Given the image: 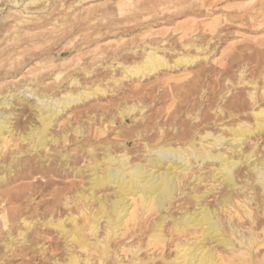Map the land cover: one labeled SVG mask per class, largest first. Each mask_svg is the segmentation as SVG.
Returning <instances> with one entry per match:
<instances>
[{"label": "rangeland", "instance_id": "rangeland-1", "mask_svg": "<svg viewBox=\"0 0 264 264\" xmlns=\"http://www.w3.org/2000/svg\"><path fill=\"white\" fill-rule=\"evenodd\" d=\"M76 1L78 0H53L54 4H52L51 0H48L47 3L50 4L46 5L49 6V10L46 9V11L42 12H50L47 16L49 19L61 22L64 14V17L68 18L66 22H62L64 30L58 33L62 34L59 35L61 40L57 42L56 45H51L52 43H44L41 44L42 47L38 46V49L29 51V54L37 56L38 54H43L45 50H51L50 55L51 57L53 56L52 59L55 62L52 71L59 70L62 71V74L55 83L52 84L51 80H47L46 83L51 87L53 86L58 92L67 89L74 92L79 88H81V90L87 89L93 84H98L102 87L106 86V79L110 77V71L107 70L106 63L104 64V59L107 58V55H103V58L101 57L102 59L100 58V60L103 61L101 65L92 68V73L94 75L92 74L90 77H85L81 71H78V69L80 66L84 65V63H86L88 67H92L94 63L90 61L92 55L88 54L86 56H81L78 64L73 66V61H75V56L77 55L75 50L80 49L83 53L92 51L94 46L92 43L87 44L86 42L91 35L98 31L102 34L99 38L101 41L99 43L100 48L107 50V53H111L113 48H116V51H118L126 48L129 43L135 46L142 45L143 42L138 37L146 29L144 26H141V23L150 24L151 32L167 30V33L164 36H156L154 38L165 39L169 44L179 42L178 32L171 33V29L175 25L189 23L192 26L193 32L191 36L182 39L181 42L193 40L197 41V43L200 41L206 43L211 37H214V49L208 51V53L204 52L209 59L207 64L198 62L191 67H187L185 71L183 68L172 69L171 72L162 71L155 76L142 79L140 84H137L138 82H128L123 79H117L121 83V89H116L115 95L112 96L108 92L103 97L98 96L97 98H91L89 101L84 102L83 105L73 108L70 111V114L67 113L60 118L55 125V128H53V135H60L65 130H68L66 149H62L63 147L60 148L62 145H58L59 147L57 148L48 145L46 149L50 148L51 152L60 150V154L61 152H66V161L65 157L61 158L52 156L54 161H59L61 163L62 167H65L64 165L68 164L67 166L70 169H66L65 172H61L54 164V166H49L48 161L45 160L46 158L40 160L39 158H35L34 160H31V153L27 155L22 154L20 155L21 158H19V160L9 162L10 154L13 151L15 152V149L11 146L0 155V177L5 176L6 180L5 186L0 187V264H62L63 260H65L69 253L78 256L80 260L87 254L89 258L88 264H132V262L135 261V258L138 260L136 262L142 264H166L177 256L178 250L186 249L189 244H197L199 242H205V249H210V251L215 252V258L216 260H219V263L222 262L221 264H264V196L259 193L257 183L254 181L255 179L251 174L249 167L244 163L238 166L235 172V176L238 177H235L236 183L240 186L236 187V190L228 189L221 179H214L209 175L217 168L215 165L204 166L203 169H200L199 171L193 169V171L185 176L179 175L180 170L175 171L174 173L179 176L177 178V182L179 183L176 188L177 191L174 194V199L170 206L164 211V213H162L166 217V223L163 225V234L166 237V242L157 246L154 244L148 245L147 241L154 224L162 216L161 212L158 211L157 214L150 213L144 215L137 221L127 224V227H124L125 223H123L121 226L124 228L119 229L118 231H115L116 225L112 228H108L104 215L100 213L102 216L101 218H99V214L97 215L100 211L97 201L92 199L84 204L77 202V198L73 197L74 193L86 189L88 173H84L79 177H74L71 172V169L75 170L85 166L87 159L83 156L81 151L84 148L93 147L95 149L96 158H100L103 153L101 150L102 145H115L116 143H121L123 141L129 143V145L126 146L127 149L141 152L142 149L140 145L143 141H140L134 135L144 133L152 128L155 129V122H158V125H163L166 129V134L168 137H171L173 127L179 132V130L182 129L181 125H184L185 123L187 124L188 119L198 116L199 118L195 120V122L204 121L206 116L213 115V111L211 110L220 107L221 111L224 113L218 117L220 120L218 124L227 125L226 114L230 111L227 110V106H229L230 102L234 101L235 98L244 99L248 88L237 84V69L235 68L234 70L229 69L226 74L227 76L222 74L223 71L218 74L214 72L209 73L207 71L213 69L217 72L230 67L228 64L233 55V51L230 49L232 45L240 46L244 43L249 44V41H251L250 39L253 36L257 39L264 40V33L261 35L256 34V36L249 33L245 26H238L239 30H236V27L233 25L235 18L247 19V14L254 12L253 8L257 9L260 4H264V0H188L191 3L187 0H182L181 2L185 3V5L182 4L184 6H180L181 8L179 7L178 9L182 10L183 7L186 9H183L182 11L177 10V13L176 11H164V13L158 16V18L157 16H149L146 19H133L131 17V12L121 15L124 11L119 5H121L123 0H79L81 5L80 9L76 8L75 17H69L70 15H67V12H64V10H62V12L58 10L57 6L59 4L63 5L62 7L65 8ZM176 2L177 1L174 3ZM202 4H205L204 6L206 7V10L203 7H198ZM1 7L0 45L2 43L1 40L5 37V33L8 30L11 31L10 33L13 32L11 28L16 21L15 17L8 15V5H6V7L5 5H1ZM249 8L252 9L249 10ZM32 9L31 11L38 10V8ZM87 11H89L88 14ZM182 12L184 13L182 14ZM37 13L40 15L42 14L40 12ZM71 18L72 20H70ZM153 19L155 22H152L154 21ZM214 19H217L220 24H216L215 33L209 34L205 30V24L210 23V20ZM23 26L24 25L21 26L20 31ZM135 28L137 29L134 30ZM125 29L130 31L123 32L122 30ZM121 37L124 42L122 45H118L120 49H117L119 47L116 46V44L120 41ZM58 38H56V40ZM243 38L246 40L241 41ZM144 40H147V37L144 38ZM111 44L114 46L112 49L110 47L112 46ZM123 44L127 45L124 46ZM3 47L1 46L2 49ZM244 53L251 55L254 53V50H246ZM188 54L195 55V52L190 50ZM64 55L69 56L66 62L61 61ZM135 57H137L136 60H139L141 55L138 54ZM35 59L36 57H32L27 61L26 64L28 67L23 70V73H25L28 68L34 67L33 65L36 63ZM167 59L168 61H171L172 57L167 56ZM243 62L240 63V66L247 63L246 61ZM211 64H213V66ZM69 65L70 68L66 69V66ZM253 65L255 66V64L247 65L244 69L245 73L242 76L247 82H251L253 78H256L257 76V74L252 73L255 71ZM38 66L35 65V67ZM261 68L262 69L259 71H263L264 73V64ZM3 71L4 70L0 67V74L3 73ZM186 73L188 74L187 78L189 79H192L196 74L204 73V76L206 77L199 78V82H203L202 89L200 88L201 83L197 82L191 87H188V91H186L185 88L182 90V85L186 83V79L183 80L182 78H179V76ZM205 73L207 74L205 75ZM45 74H49V72L42 71L38 74L40 80L43 79L41 78V75L43 76ZM68 75H72L78 79L79 87H69V83L66 81ZM114 75L119 77L120 72L116 71ZM19 77L16 78L17 80L7 79L2 83L0 82V94L2 95L7 87L17 85L19 79H22ZM226 77L229 79V83L225 82ZM168 78H173V80L171 79L170 82ZM175 79L178 80L176 81ZM107 86H109L110 89L112 88V85L109 82L107 83ZM262 86H264V84L260 87ZM167 88L170 89V91L171 89L173 90V88H179L177 94L178 97L174 102L168 98V94H165ZM145 89L147 92L144 91ZM148 89H152V92ZM138 91H140V95ZM148 92L149 94L152 93L151 96L149 94H147L149 96L146 95ZM166 92L168 93L169 90ZM209 98L210 102L213 100L214 105L208 106L209 104L207 101ZM197 99H201L203 103L198 106V110H196L197 112L192 114L190 106L194 105V101L196 102ZM132 102L139 103L137 104L138 108L142 106L144 107L140 114H137L136 112V114H133L143 117V119L141 118L142 120L139 119V116H136L137 121H133V123L132 120L129 119L130 122L127 121L126 125L121 123L119 118H116L115 124H106V120L113 116L112 114L116 112L119 106ZM17 103L18 102H14L13 104V112L17 116H20V106H17L19 105ZM247 113L248 111L245 112V115ZM169 114H172L173 120L175 119V121H172V124L175 123V126H169V124L165 123L170 116ZM189 114L191 115L190 118L187 117ZM88 119L89 122L87 121ZM14 122L18 123V120ZM68 124L71 126H68ZM76 124H81L85 128V133L87 132L78 140L74 139V134L71 132V127ZM217 129L219 128L212 126L210 131L216 133L218 131ZM97 130L103 132V134L101 133V135H99L97 133L94 135V132H97ZM151 133L152 131L148 132L147 136H151ZM155 134H157L155 135V138L158 139L160 134ZM224 135L228 134L224 133ZM148 144L150 146L152 142L150 141ZM252 148L254 149L255 155L250 159V162L254 161V163L260 164L264 160V135L256 136L253 139L247 140L246 144L241 147V151L247 153ZM75 151L78 153H75ZM111 151L113 150L111 149ZM51 152H49L48 155H54ZM41 161L42 165L38 166ZM8 166L12 169L13 173L8 170ZM200 175L204 176V179L201 182L192 180V177ZM244 177H247L248 182H241L240 179ZM252 188L253 190H251ZM208 190L211 192L204 198L202 205L209 209H216L219 220L227 222L231 228L237 233H240L244 238L253 236L254 238L256 237L257 242L262 241L261 244H258L253 248L251 253L241 254L240 257L239 252L231 254L218 242L214 240H205L203 236V230L205 227L199 230L191 229L180 234H177L172 230L171 218H178L182 212L188 213L198 209V206L194 205L190 196H193L194 194H203ZM89 193L90 191H86L85 195H88ZM111 194V191H101L96 197H105ZM252 194L254 195L253 197ZM225 197H229V204L224 202L219 204ZM252 198L253 200H250ZM65 199H68L67 207L63 204ZM79 210H82L84 216L88 218H92L93 216L99 218L96 237L89 236V231L85 230L82 239L86 242L95 244L96 238L103 239L105 238L106 233H108L107 239H105L107 240V243H105L103 247L99 246V248H90L87 246L86 249L88 252H86V250L78 248L80 245L79 243H69L58 231L53 230L49 226V223L56 224L58 220H64L70 215L76 216L78 224L81 225L83 220L79 217ZM131 210L132 207L129 208V211ZM126 219L127 217L124 220ZM8 232H10V237L8 236ZM20 233L23 234L22 237H18V234ZM6 245L9 246L10 249H5L4 246ZM78 264L83 263L79 262Z\"/></svg>", "mask_w": 264, "mask_h": 264}, {"label": "bare ground", "instance_id": "bare-ground-1", "mask_svg": "<svg viewBox=\"0 0 264 264\" xmlns=\"http://www.w3.org/2000/svg\"><path fill=\"white\" fill-rule=\"evenodd\" d=\"M175 1L177 2L174 3ZM181 1L182 0H123L119 6H121L124 11L121 15L131 12V17L133 19H146L149 16H157L158 18V16L162 15L164 11H176L177 13V10H181L178 8L185 5V3H182ZM47 2L48 0H0V11L2 10L1 5H5V7L8 5V15L16 18V21L11 28L13 32L10 33L11 31L8 30L5 33L3 40H1L0 67L4 71L0 74V82L2 83L7 79H16L19 76L22 78L21 80L19 79L17 85H14L13 83V87H7L3 94H0V155L8 150L10 146L13 147L15 152L13 151L10 154L9 162L19 160V158H21L20 155L22 154L27 155L31 153V160H34L35 158H39V160L46 158L45 160L48 161L49 166L54 164L61 172H65L66 169H70L67 166L68 164H65V167H62L61 163L59 161H54L52 156L61 158L65 157L66 161V152H61L60 154V150L51 152L50 148L46 149L48 145L53 146L54 148L59 147L58 145H62L60 148L63 147L62 149H66L68 130H65L60 135H53V128H55V125L60 118L67 113L70 114V111L73 108L83 105L84 102L89 101L91 98H97L98 96L103 97L108 92L112 96L115 95V90L121 89V83L117 79H123L128 82H138L137 84H140L142 79L155 76L162 71L171 72L172 69L177 68H183L185 71L187 67H191L198 62L207 64L209 59L204 52L208 53V51L214 49V37H211L208 41L206 40V43L203 41L197 43V41L193 40L181 42L182 39L191 36L193 32L192 26L189 23L175 25L171 29V33L178 32L179 34V42L175 44H169L165 39L154 38L156 36H164L167 33V30L151 32L150 24L141 23V26H144L146 29L138 37L143 44L135 46L129 43L126 48L120 49L118 45H122L124 42L122 41V36L120 41L116 44V46L119 47L117 49L120 50L116 51V48H113L114 46L111 44L112 46L110 47L111 49L113 48L111 53H107V50L100 48L99 43L101 41L99 38L102 34L98 31L91 35L86 42L87 44L92 43L94 46L92 51L83 53L80 49L75 50L77 55L75 56V61H73V66L78 64L81 56H86L88 54L92 55L90 61L95 64L93 63L92 67H88L87 64L84 63V65L80 66L78 69V71H81L85 77H90L93 74L92 68L101 65L103 61H101L100 58H103V55H107V58L104 59V64L106 63V68L110 71V77L106 79V86L102 87L98 84H93L87 89L81 90V88H79L74 92L70 89L58 92L53 86L51 87L46 83L47 80H51L52 84L55 83L62 74V71L59 70L52 71L55 62L52 59L53 56L51 57L50 55L51 50H45L44 53L42 52L43 54H38L37 56L29 54V51L38 49L37 47L41 46V44L52 43L51 45H56V43L61 40L59 35L62 34L58 33L64 30L62 22H66L68 18L64 17V14L61 22L49 19L47 16L50 12H42L46 11V9L49 10L48 5L50 3ZM51 3L54 4L53 0H51ZM80 5V1L78 0L65 8L62 7L63 5L61 4L57 7L60 12L64 10V12H67V15H70L69 17H75L76 8L80 9ZM204 5L205 4H202L198 7H203L206 10ZM32 8H38V10L31 11ZM183 9L186 8L183 7L182 10ZM251 9L252 8H249V10ZM253 9L254 12L251 11L252 13L247 14L246 12L247 19L235 18L233 25L236 27V30H239L238 26H245L249 33L261 35L264 33V4H260L257 9ZM37 12L42 14L40 15ZM88 12L89 11H87V14ZM183 13L184 12H182V14ZM72 18L70 20H72ZM155 20L152 22H155ZM217 23H219L217 19L210 20V23L205 24V30L209 34L215 33L214 31H216L215 26ZM22 25L24 26L20 31ZM136 29L137 28L134 30ZM122 31L129 32L130 30L128 31L125 29ZM146 37L147 40H144ZM56 38L58 39L56 40ZM244 40L246 39L243 38L241 41ZM250 40L249 44L244 43L240 46L232 45L230 47L233 51V55L230 58L228 64L230 67L228 69H223L217 72L213 69L207 71L216 74L223 71L222 74L226 75L229 69L234 70L235 68L237 69V84L248 88V91L244 96L245 98L243 97L244 99L235 98L234 101L230 102L229 106H227V110H230L226 114L227 125L218 124L220 121L218 117L224 112L221 111L220 107H216V109L211 110L213 111V115L206 116V119L201 122H195L199 117L194 116L190 118L191 115L189 114L187 116L190 118L188 119V123H185L184 125L180 124L182 129L179 130V132H177L174 127H171V137H168L163 125H158V122H155V129L152 128L144 133L134 135L137 139L143 141L140 145L142 149L141 152L127 149L126 146L129 145V143L123 141L121 143H116L115 145L111 144L112 146L102 145L101 150L103 153L100 158H96L95 149L93 147L82 149V154L87 159L85 166L75 170L71 169L74 177H79L84 173H88L86 189L82 191L80 190L81 192L77 191L78 193H74L73 195L74 198H77V202L85 204L92 199L97 201L100 210L97 215L99 214V218L102 217L100 213L104 215L108 228H112L116 225L115 231H118L125 226L127 227V224L137 221L144 215L150 213L157 214L158 211L161 212L162 216L154 224L147 241L148 245L154 244L157 246L166 242V237L163 234V225L166 223V217L162 213H164V211L170 206L174 199V194L177 191L176 188L179 184L177 178L179 176L174 173L177 170H180L179 175L185 176L193 171V169L199 171L200 169H203L204 166L215 165L217 168L209 175L214 179H221L228 189L236 190V187L240 186L236 183V178L238 177L235 176V172L238 166L244 163L249 167L250 172L255 179L254 181L257 183L259 193L264 196V160L260 164H256L254 161L250 162V159L255 155L253 149L254 146L247 153L241 151V147L246 144L247 140L253 139L256 136L264 135V86L260 87L264 84V73L263 71H259L264 64V40L257 39L254 36L251 37ZM1 46H4L3 49ZM190 50L194 51L195 55H189L188 53ZM246 50H254V53L251 55L245 54L244 52ZM196 52H200L201 54ZM138 54L141 55V58L136 60L137 57L135 56ZM65 55L63 59H61L62 62H66L69 57ZM167 56H171L172 60L168 61ZM32 57H36L35 65L39 66L35 67V65H33L35 68H28V70L23 73V70L28 67L26 64L27 61ZM242 60L247 63L240 66V63L243 62ZM250 64H255V66L253 65L255 71L252 73L257 74V76L256 78H253L251 82H247L243 79L242 75L245 73V67ZM211 65L213 66V64ZM68 68H70V65L66 66V69ZM42 71H48L49 74L41 75V78L43 79L40 80L38 74ZM116 71L120 72L119 77L114 75ZM206 74L207 73H205V75ZM187 76V73L179 76V78H182L183 80L186 79V83L182 85V90L185 88L186 91H188V87L199 82V78L206 77L204 76V73L196 74L192 79L187 78ZM171 79L173 80V78H168L170 82ZM66 81L71 88L75 86L79 87L78 79L72 75H68ZM108 82L112 85L111 89L107 86ZM225 82H230L227 77ZM202 84L203 82L200 85L201 89L203 87ZM146 89L144 91H146ZM178 89L173 88V90L171 89L170 91V89L167 88L170 93H167L166 90L165 94H168V98L174 102L178 97ZM140 91H138L139 95L141 94ZM150 92H152V89ZM147 94H149V92L146 93V95ZM151 94L152 93L149 95L151 96ZM14 102H18L17 104L19 105L17 106L21 107H19L21 112L20 116H17L13 112ZM207 102L209 104L208 106L214 105L213 100L210 102V98ZM202 103L201 99H197L196 102L194 101V105L190 106L192 114L197 112L196 110H198V106ZM137 104L139 103L132 102L125 103L119 107L117 106L118 109L112 114L113 116L106 120V124H115L116 118H119L120 122L123 124H126L129 119L132 120V122L137 121L136 116L139 115L133 114L135 112L140 114L144 108L143 106L138 108ZM246 111H248V113L245 115ZM170 116L168 118L166 117L167 120L165 123L169 124V126H175V123L172 124V121H175V119L173 120L172 114ZM141 118L143 119V117L139 116L140 120H142ZM17 120L18 123H15L14 121ZM87 121L89 122V119ZM68 126L71 125L68 124ZM212 126L219 128L216 133L210 131ZM151 131V136L148 137L147 133ZM71 132L74 134V139L77 140L87 133H85V128L81 124L72 126ZM97 133L99 135H101V133L103 134V132L97 130V132H94V135ZM155 133L160 134L158 139L155 138V135H157ZM224 133H227L228 135H224ZM150 141L152 144L149 146L148 143ZM111 149L113 151H111ZM49 152L54 155H48ZM75 153L78 152L75 151ZM41 165L42 161L38 166ZM8 170L12 172V169L9 166ZM203 179L204 176L201 175L192 177L193 181L198 182H201ZM240 180L242 183L248 182L247 177ZM5 181V176L0 177V187L5 186ZM251 190H253V188ZM86 191H90V193L85 195ZM101 191H111L112 194L105 197H96ZM210 192L211 191L208 190L203 194H194L193 196H190V199L194 202V205L198 206V209L188 213L182 212L178 218H171L172 230L175 233L180 234L191 229L199 230L205 227L203 230L205 240H214L218 242L231 254L239 252L240 257L241 254L251 253L253 248L256 245L261 244L262 241L257 242L256 237L254 238L253 236L244 238L240 233H237L231 228L227 222L219 220L216 209H209L202 205V201ZM253 196L254 195L252 194V197ZM67 200L68 199H65V201H63V204L66 207ZM250 200H253V198ZM221 202L229 204V197H225L219 204H221ZM131 207L132 210L129 211V208ZM78 214L83 220L81 225L78 224L76 216L70 215L64 220H58L56 224L49 223V226L53 230L58 231L69 243H79L80 245L78 248L86 250V252H88L86 249L87 246L90 248H99V246L103 247V245L107 243V240L105 239H107L108 233H106L105 238L103 239L96 238L95 244L86 242L82 239L85 230L89 231V236L96 237L99 218H96L97 216L88 218L84 216L82 210H79ZM126 217L127 219L124 220ZM123 223H125L124 227L121 226ZM8 236L10 237V232H8ZM22 236V233L18 234V237ZM4 247L5 249H10L7 245ZM215 257V252L210 251V249H205V242H199L197 244H189L186 249L178 250L177 256L166 264H221L222 262L219 263V260H216ZM136 261L138 260L135 258V261L132 262V264H142ZM79 262L88 264L89 258L87 254L80 260L78 256L69 253L65 260H63L62 264H78Z\"/></svg>", "mask_w": 264, "mask_h": 264}]
</instances>
